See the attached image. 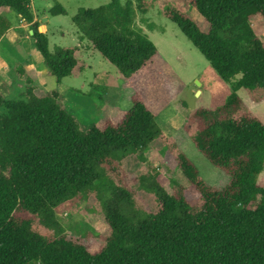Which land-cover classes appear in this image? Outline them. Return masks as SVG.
<instances>
[{"label": "trees", "instance_id": "trees-1", "mask_svg": "<svg viewBox=\"0 0 264 264\" xmlns=\"http://www.w3.org/2000/svg\"><path fill=\"white\" fill-rule=\"evenodd\" d=\"M184 3L200 18L171 7L162 14L230 91L213 109L191 110L182 128L230 181L220 188L208 184L156 122L184 83L134 27L133 5L144 13L147 0L79 8L72 16L79 40L88 39L124 76L131 107H105L94 121L81 123L69 111V100L54 88L39 87L33 71L10 60L7 78L0 77V264H264V186L256 179L264 163V123L237 93L243 88L255 101L264 99V43L251 23L261 17L259 27L264 25V0ZM6 8L31 23L32 44L56 81L84 68L77 45L49 49L30 0H0V10ZM48 13L66 10L55 3ZM151 143L175 156L196 197L186 198L183 185L172 181L171 193L156 189L157 208L136 221L134 214L141 213L134 207L135 190L104 187L107 229L94 251L52 224L53 208L70 197H87L100 168L120 180L123 159ZM141 174L144 181L160 173Z\"/></svg>", "mask_w": 264, "mask_h": 264}, {"label": "rangeland", "instance_id": "rangeland-1", "mask_svg": "<svg viewBox=\"0 0 264 264\" xmlns=\"http://www.w3.org/2000/svg\"><path fill=\"white\" fill-rule=\"evenodd\" d=\"M109 1L31 0V10L37 22H45L47 25L46 35L49 49L77 45L79 47L78 56L87 64L86 68L84 66V70L79 72L80 74H70L59 81L51 75L50 79V85L53 83L55 86L56 82H61V87L78 92L80 99L77 100V98L76 102L70 103L68 109L84 124L94 121L105 105L119 106L124 109L131 107L132 89L126 86L124 76L112 63L92 49L88 39L79 40V31L72 22V16L79 8H92ZM119 1L124 2V0ZM147 2L148 8L144 13L139 12L133 5L134 27L146 33L161 56L184 83L183 88L177 92L175 97L161 107L156 122L161 129L160 124L167 126L169 130H167V136L172 137L175 151L185 154L208 184L220 188L230 181L229 175L212 165L197 150L182 125L191 110L198 107L213 109L221 105L230 91L229 84L219 77L177 25L162 14L163 9L171 7L185 10L191 16L200 18L192 7L187 6L184 0H147ZM55 3L61 4L66 13L50 15L48 9ZM259 18L252 19L251 23L264 43V25L261 23L259 27L260 22H263L262 18ZM28 32L30 33L29 29ZM43 74L46 75V81H48V71L45 67ZM31 79L38 84V73H33ZM102 92L104 94L101 96ZM237 93L264 123V99L255 101L243 88H240ZM117 95L120 99L114 102ZM157 145L159 144L151 143L138 155L135 153L126 156L121 166L123 170L120 172V180L116 174L111 175L106 169L100 168L101 177L94 182L93 191L85 198L70 197L58 203L53 208L52 224L69 235L84 239L89 243V250L94 251L100 242L99 235L107 229L102 209V202L106 195L104 187L119 186L135 190L134 207L141 213L134 214L136 221L157 208L156 189L163 190L165 194L171 193L172 181L183 185L186 198L196 197L197 193L177 167L175 156L166 150L161 152ZM156 172L160 174L155 178L139 180V175H143L141 173L148 176V173L155 174ZM256 179L260 185L264 186V163ZM154 186L155 192L153 191ZM37 226L36 223L35 227ZM40 229L46 230L42 225Z\"/></svg>", "mask_w": 264, "mask_h": 264}, {"label": "crops", "instance_id": "crops-1", "mask_svg": "<svg viewBox=\"0 0 264 264\" xmlns=\"http://www.w3.org/2000/svg\"><path fill=\"white\" fill-rule=\"evenodd\" d=\"M30 6H31V0H30ZM33 21H38L37 18L34 16V14H33ZM30 25L31 23L25 21L14 10L8 8L0 10V77L3 79L7 78L9 74V62L10 60H15L20 64V66L24 70L26 71L29 70V71H33L34 73H38L37 83L38 85L41 86L42 89L48 90L50 88H54L63 97H65V99L69 100L70 103L76 102L77 100L80 99L78 92L61 87V82H56L55 86L53 85V83L52 85H50L51 84L50 79L52 77L50 74H48L47 77L48 81H46V75L43 74L45 65L43 63L40 53L37 51V49H35V47L32 44L31 41L32 32L31 33L28 32V29L29 30L31 29ZM37 26L40 27L41 31L46 33L47 25L45 22H39ZM84 63L86 68L87 64L85 61ZM82 70H84V68ZM46 83H48V85H46ZM103 89L106 88L103 87ZM102 94H104V92L101 93V96ZM119 99L120 97L119 95H117V97L114 98V102H117ZM112 106L113 105H105L104 107L101 108V111L105 107H112ZM160 126L162 127V131L167 135V130H168L167 126L164 124L163 125L160 124Z\"/></svg>", "mask_w": 264, "mask_h": 264}, {"label": "water", "instance_id": "water-1", "mask_svg": "<svg viewBox=\"0 0 264 264\" xmlns=\"http://www.w3.org/2000/svg\"><path fill=\"white\" fill-rule=\"evenodd\" d=\"M41 29H40V27L38 26V31H40ZM32 32V30L30 29V33Z\"/></svg>", "mask_w": 264, "mask_h": 264}]
</instances>
